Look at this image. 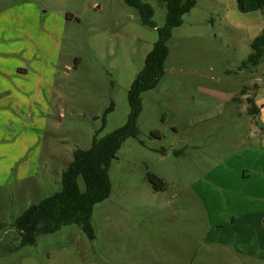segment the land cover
I'll return each instance as SVG.
<instances>
[{
  "label": "rangeland",
  "instance_id": "374dc122",
  "mask_svg": "<svg viewBox=\"0 0 264 264\" xmlns=\"http://www.w3.org/2000/svg\"><path fill=\"white\" fill-rule=\"evenodd\" d=\"M144 1L161 26L165 2ZM181 17L141 93L138 135L110 161L93 238L70 223L20 245L16 217L61 188L75 149L126 121L157 31L124 0H0V264H264L219 244L231 215L238 234L243 209L264 208V127L247 109L264 93V55L239 68L264 15L196 0Z\"/></svg>",
  "mask_w": 264,
  "mask_h": 264
},
{
  "label": "trees",
  "instance_id": "16d2710c",
  "mask_svg": "<svg viewBox=\"0 0 264 264\" xmlns=\"http://www.w3.org/2000/svg\"><path fill=\"white\" fill-rule=\"evenodd\" d=\"M163 1L166 6L164 23L156 26L152 20L153 7L150 3L144 0H124L127 5L137 10L142 24L154 27L157 31V39L129 85L127 119L122 125L100 137L94 133L88 148L75 149L72 160L61 173V188L30 204L16 217L13 224L20 235V245L33 244L39 234L53 232L70 223L79 225L89 238H93L90 216L93 206L109 196L110 161L127 137L138 135L136 118L141 110V93L154 88L163 75V62L168 54L167 40L171 36L173 27L181 24V16L190 10L196 0ZM236 7L241 12L259 11L264 15V0H236ZM65 16L67 17L68 14ZM250 47L251 52L241 61L240 69L255 66L261 61L264 55V26L251 40ZM247 101L250 104L248 112L257 113L254 99L248 97ZM110 109L111 104L106 112ZM79 176L83 180V188L77 181ZM147 179L154 184L160 183L158 188L163 184L155 174H147Z\"/></svg>",
  "mask_w": 264,
  "mask_h": 264
},
{
  "label": "crops",
  "instance_id": "0c3cea01",
  "mask_svg": "<svg viewBox=\"0 0 264 264\" xmlns=\"http://www.w3.org/2000/svg\"><path fill=\"white\" fill-rule=\"evenodd\" d=\"M258 97L259 99L254 100L258 109L257 120L264 127V93L260 95L257 92ZM247 175L243 173L244 177ZM240 217H242L244 223L242 226H236L238 234H236L235 228L233 229L238 218L233 214L228 222L231 229L227 234H224V241H218L219 244L223 245L222 247L228 256L230 255V259L235 256L248 260L249 256H255L264 263V208H257L256 210L244 208ZM233 231L234 234H232Z\"/></svg>",
  "mask_w": 264,
  "mask_h": 264
}]
</instances>
